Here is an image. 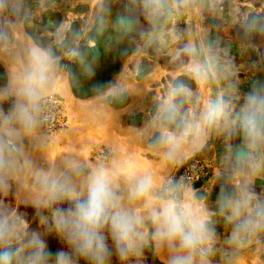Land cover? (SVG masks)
I'll use <instances>...</instances> for the list:
<instances>
[{"label": "clouds", "instance_id": "9594fccd", "mask_svg": "<svg viewBox=\"0 0 264 264\" xmlns=\"http://www.w3.org/2000/svg\"><path fill=\"white\" fill-rule=\"evenodd\" d=\"M96 2L93 23L102 28L108 8L105 0ZM217 3L139 0L152 26L142 38L151 44L163 23ZM22 4L0 0V55L7 58L6 74L4 67L0 72V264H144L146 251L159 257L157 264H245L249 253L259 264L264 192L256 184L264 181V80L242 92L218 44L189 40L179 50L178 72L138 132L160 168L182 165L210 138L222 139L226 153L213 205L187 177L141 168L118 150L94 162L69 150L42 165L34 153L50 149L58 89L91 81L87 88L98 117L125 99L128 89L98 76L100 57L80 44L93 37L60 25L54 42L20 35V22L31 19ZM234 23L246 45L264 37V9L250 7ZM210 85L219 90L206 96ZM10 195L19 207L6 202ZM221 226L227 231L222 243Z\"/></svg>", "mask_w": 264, "mask_h": 264}, {"label": "rangeland", "instance_id": "374dc122", "mask_svg": "<svg viewBox=\"0 0 264 264\" xmlns=\"http://www.w3.org/2000/svg\"><path fill=\"white\" fill-rule=\"evenodd\" d=\"M230 1L218 0L214 9L206 6L198 13L175 16L160 26L158 39L151 44H148L141 35L151 31L152 26L144 19L142 9L139 7V0H105L108 13L102 28L99 21L93 23V16L98 8L96 0H23L24 13L31 19L20 23L28 25L32 29L30 30L31 34H38L39 38L45 42H52L56 39L57 28L55 30V27L57 25L67 26L70 31L93 37L91 40H81V46L88 49L90 56L95 54L100 57V60L109 58L111 61L107 64V70L117 66L118 61H122L120 65L126 66L125 71L129 78L136 79L137 75L142 74V71L145 75L155 71L156 103L157 98L163 95L167 85L178 72L179 50L189 40H205L218 44L222 55L226 56L234 65L235 80L242 92L247 91L254 81L264 80L257 75L264 76V37H255L254 45L251 46L241 41L237 34V25L234 23V19L240 16V11L237 7L232 13L230 7H227ZM236 10L237 15H235ZM7 19L13 23L16 22L15 17L9 16ZM41 24L48 29L52 28V30H40ZM98 29L99 31H97ZM123 51L127 52L126 56L120 55ZM252 69L256 71V75L249 78L248 72ZM147 80L145 79L144 82H149ZM129 82L131 85V80ZM218 90V86L210 85L203 90V94L206 96L215 95ZM60 96L64 100L65 109H67L64 97ZM147 121L146 119L145 125ZM139 151L143 155H152L146 142L142 148H139ZM225 153L226 145L223 140L212 137L205 149L196 154L206 160L208 174L202 184H192L206 194L209 205L214 204L213 198L218 187L219 171ZM99 154H104V151L101 150ZM180 166L167 167L164 169L163 176L178 178ZM144 167H147V164ZM256 186L264 192V181L258 180ZM4 199L7 203H11L8 197ZM219 230L222 243L227 236V231L222 226ZM50 243L54 248L58 246L54 240ZM254 259L252 254H246L245 264H253ZM158 260L159 257H154L151 252H145L144 264H149V261L151 264H157ZM259 264H264V255L259 257Z\"/></svg>", "mask_w": 264, "mask_h": 264}, {"label": "crops", "instance_id": "0c3cea01", "mask_svg": "<svg viewBox=\"0 0 264 264\" xmlns=\"http://www.w3.org/2000/svg\"><path fill=\"white\" fill-rule=\"evenodd\" d=\"M227 7H230L232 13L238 7L241 16L248 13L250 7L256 10L264 9V0H231ZM235 15H237V10ZM20 24V35H32L30 31L32 29L28 25ZM39 29L42 31L52 30L42 24ZM110 61L109 58L100 60V64L97 66L99 68L98 76L123 83L128 89L126 98L119 102L115 100L107 105V114L98 117L95 110L96 103L93 99L94 94L87 88L91 81L78 85L75 90L67 87L58 89V94L62 95L66 101L69 123L64 129L51 135V146L47 153L37 151L34 153V158L38 163L47 165L50 161L58 162L62 155L71 150L94 162L98 157L109 155L114 150H118L121 156L131 158L139 167L144 168V165L147 164V167L156 168L163 175L164 169L167 167H158L160 162L154 154L143 155L139 151L146 141L138 136V132L143 129L142 126H145V120H149L155 105V71L148 72L146 75L142 71V76L137 75L136 79L129 78L125 71L126 66L120 65L122 61H118L117 66L107 70V64ZM6 65V56L0 55V72L4 67L6 74ZM73 67L75 66L73 65ZM252 75H256V71L253 69L248 72V77L250 78ZM257 75L264 78L260 74ZM145 79H148L149 82H144ZM129 80H131V85ZM101 150L104 151L102 155L99 154ZM8 198L11 200L10 205L19 206V200L15 196L10 195Z\"/></svg>", "mask_w": 264, "mask_h": 264}, {"label": "built area", "instance_id": "2783aa9c", "mask_svg": "<svg viewBox=\"0 0 264 264\" xmlns=\"http://www.w3.org/2000/svg\"><path fill=\"white\" fill-rule=\"evenodd\" d=\"M69 122L68 115L66 113L65 104L63 98L57 94L55 103V115L51 124V133L53 135L58 131L64 129ZM208 174V164L206 160L200 155L193 156L190 160L183 163L178 168V175L187 177L191 183L202 184Z\"/></svg>", "mask_w": 264, "mask_h": 264}]
</instances>
